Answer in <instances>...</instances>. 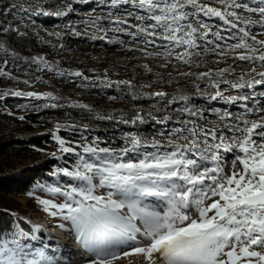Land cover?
<instances>
[{
	"label": "snow or ice",
	"instance_id": "snow-or-ice-1",
	"mask_svg": "<svg viewBox=\"0 0 264 264\" xmlns=\"http://www.w3.org/2000/svg\"><path fill=\"white\" fill-rule=\"evenodd\" d=\"M91 2L12 0L0 5V15L35 25L33 17L63 19L76 11L73 4ZM97 3L107 7L106 17L93 16V9L86 13L88 19L56 27L75 36L81 35L77 23L85 30L94 27L104 35H92V40H106L139 51L145 58L162 59L163 68H198L196 61L209 54L224 58L233 52L239 53L236 60L264 68V39L260 38L264 36V0ZM213 19L219 23H210ZM0 32L23 35L7 21H0ZM108 32L114 35L109 37ZM117 33L129 39H120ZM47 34L61 39L59 31ZM52 47L63 49L64 45ZM0 50L7 52L2 43ZM7 63L3 61V65ZM31 63L37 65L36 71L86 82L78 87L115 89L117 95L107 96L110 101H148L153 109L145 112L143 107H132L131 115L124 110L91 117L127 126L130 130L120 132L119 144L92 135L88 125H58L51 134L62 164L49 173L55 178L53 183L37 181L27 195L46 193L48 198L36 196L38 204L74 236L82 251L79 261L71 264H118L129 257L138 264H264V103L257 98L264 97V92H243L264 85V71L258 72L254 66L245 74L251 79L241 76L236 81L224 78L228 69L182 74L209 81L205 87L213 91L205 99L238 106L240 111L234 112L199 106L183 90L175 94L156 90L165 82L159 74L154 81L137 84L131 79L112 80L107 74L90 79L43 56L33 57ZM143 68L152 72L147 64ZM0 77L14 78L2 65ZM175 79L169 76L168 82ZM221 84L227 87L221 88ZM194 87L201 91L199 84ZM229 90L241 94L226 95ZM7 95L24 94L0 92V98ZM27 95L58 99L51 94ZM69 107L93 111L87 104ZM142 125L148 126L150 135L140 131ZM61 128L79 132V141L63 139L57 134ZM39 231V225H33L31 235L19 225L10 236L0 231V264H62L46 254L44 246L30 243L39 240Z\"/></svg>",
	"mask_w": 264,
	"mask_h": 264
},
{
	"label": "rangeland",
	"instance_id": "rangeland-1",
	"mask_svg": "<svg viewBox=\"0 0 264 264\" xmlns=\"http://www.w3.org/2000/svg\"><path fill=\"white\" fill-rule=\"evenodd\" d=\"M2 2L10 4L12 0H0ZM206 2H211V0H206ZM75 12L69 13V15L63 19L54 18V17H45L43 15L33 17L36 21L35 25L28 23L27 21L20 23L19 17H17L18 21V28L21 33L29 34L35 37L37 40L42 42L45 46L50 48L52 51L51 60L53 64L56 61H59V67L62 69H68L72 71H81L90 79H95L97 77H104L105 74L112 79V80H126L128 75V69L131 67H139L140 71L147 74H162L165 76L164 83L160 85L156 90H164L170 89L175 87L177 84H186L188 81L193 80L196 83L205 82L209 83L207 80H196L194 78H184L182 76L183 73L186 72H203L212 70L213 72L218 71L220 69H228V72L225 73L224 78L232 81H236L239 77L244 76L245 80L251 79L250 75H245L251 73L252 67H256L257 71H264V68H260L258 65H251L247 62H242L236 60L234 57L237 56L238 52L229 53L228 56L221 58L216 55H207L205 58L196 61L200 66L197 67H181L179 69L169 66L168 68H163L161 65L164 63L162 59H155V58H145L142 56L141 52L139 51H130L128 47L121 48L116 43H108L106 40H92L90 37L92 35H104L103 32L97 33L94 27H88L85 30V26L83 24L77 23L76 26L78 30L81 31L80 36H75L71 32L63 29L58 28L56 25H62L69 21L78 22L81 19H88L86 13L93 12V16L99 15L102 17H106V13L108 11L105 5H101L97 3V0H92L89 4H73ZM2 21V20H1ZM135 23V21H131ZM210 23L216 24L219 21L213 19ZM104 27H108V21L105 18L103 21ZM59 31L61 32V39H57L54 36H50L47 33ZM253 31H259V29H253ZM114 34L108 32V36L112 37ZM120 39L128 40L129 38L123 34L117 33L115 34ZM264 39V36L260 37ZM63 44V49L57 47L53 48L52 45H60ZM142 47V46H140ZM151 50V49H149ZM231 57V58H230ZM219 61V62H217ZM148 65L152 72H147L144 70L143 65ZM0 65L4 66V70L10 73L12 79L7 77H0V92H15L19 91L24 95L21 96H13L7 95L3 98H0L1 101H4L6 107L4 111L11 113L12 115H22V114H37L40 113V106L34 105L31 106L30 103L33 102H42L44 104H49V102H53L50 98L47 99H37L35 96H28L27 93L32 92L36 93L40 96H47L51 94L52 96L59 97L61 101L68 102L65 98H70L73 104H86L82 100L81 96L74 95V94H67L65 96L60 97V92L64 88L65 85L75 83L74 87L76 89H85L87 87H78V83H86L85 81L78 80L77 78L73 77L70 79L64 77H58L53 73H48L45 71H36L37 65L31 63L25 67H21L16 65V67L12 68V66L6 67L3 63ZM105 69L111 71L110 73L104 72ZM98 70H101L100 73ZM169 76L176 78L174 82H168ZM61 78H63L61 82ZM217 78V77H214ZM259 79V77H256ZM218 79V78H217ZM24 81H28L27 84ZM53 82V83H52ZM52 83V84H51ZM141 84V83H139ZM226 85L221 84V88H226ZM100 89L99 92L92 93L98 94L100 96L106 97L108 95H116L114 92H111L107 89L95 88ZM201 89V88H200ZM205 89V88H204ZM203 90V92L208 90ZM249 91H256L264 92V85H256L254 89L248 90L245 89L243 92ZM238 95L236 90H229L226 92V95ZM90 96V94H87ZM261 100V103H264V97H257ZM127 100V99H125ZM79 103H77V102ZM110 103L112 101L108 100ZM15 102H20L17 105ZM132 103V102H131ZM195 103L199 106H211L217 108H228L230 111H240L238 106L235 105H224L222 102L212 101L208 102L206 99L201 102V100H196ZM253 102L249 101L251 105ZM23 104V106H21ZM133 104V103H132ZM137 104V103H136ZM61 105V104H60ZM135 105V104H134ZM175 107V106H174ZM42 121L41 129L37 130V133H43L47 130L51 131L52 133L56 131L58 125H65V126H76L80 128L82 125H88L89 130L92 132V135L100 136L102 139H107L109 142L112 140L116 141V144L120 143L118 139L120 132L128 131L123 128L117 127L112 124L110 121L106 124L101 123H94L89 116L80 117L77 116L75 118H61L60 120H56L54 118L46 119L45 115H41L38 118ZM211 119V117H210ZM251 119H256V117H251ZM82 130V129H81ZM148 135L151 134L149 130H147ZM66 141H79V132H72L67 130L66 128H61V130L57 133ZM29 135V133H28ZM88 135V133H85ZM91 139V136H89ZM105 146V145H101ZM36 196H40V198H48L46 193H41L35 196H32L35 203V209L29 211L27 216L20 217L22 220L28 223L30 230L26 231L31 234V229L33 227L32 221H43L48 226L56 225L61 223L59 218H53L49 216L44 210L43 206L39 205ZM41 238L46 237L45 233L41 232L39 235ZM138 264L135 261V258L129 257L126 260H121L118 264Z\"/></svg>",
	"mask_w": 264,
	"mask_h": 264
},
{
	"label": "trees",
	"instance_id": "trees-1",
	"mask_svg": "<svg viewBox=\"0 0 264 264\" xmlns=\"http://www.w3.org/2000/svg\"><path fill=\"white\" fill-rule=\"evenodd\" d=\"M0 5H8V3L2 2ZM1 20L16 26L18 25L17 19H13L11 16L0 15ZM19 32L21 31L19 30ZM0 43L4 44L7 49V52L0 50V63L7 60L6 67L12 66L14 68L16 65L25 67L31 64L33 57L43 56L47 60H53L51 59L52 51L50 48L29 34L23 33L21 36L15 32H0ZM128 70L126 80H134L137 84L156 79L155 73L144 75L139 67H131ZM98 71L102 72L101 70ZM104 72L110 73L111 71L105 69ZM159 75L165 78L162 74ZM60 80L62 82L63 78ZM195 84L200 85L201 91H197L194 87ZM206 84L205 82L196 83L190 80L186 84L179 83L175 87L164 89L163 91L175 94L177 90H183V92L191 96L194 102L197 99L202 102L213 91L210 88H206ZM74 85L75 83L65 85L60 92V97L67 94L81 96L82 100L93 109L92 112L62 105V101L57 97L58 99L53 102L61 105L55 108L44 107V103L32 101L30 103L31 106H40V113L38 115H9V112L4 111L6 107L4 101L0 100V231L7 232L9 236L17 225L24 231L30 230L28 223L17 217L27 216L29 211L35 209V203L27 195V192L31 190L37 181L53 183L55 178L51 177L49 173L62 164V161L57 159V157L61 156V153L58 151V146L52 138V132L47 130L43 133H37V130L41 129L42 123L38 119L39 116L45 115L46 119L48 117L60 120L61 118H75L77 116H89L91 118L97 113H118L124 110H127L129 115H131L130 109L132 107H143L145 112L153 111V109L149 108L150 102L148 101H141L135 105L128 99L109 103L106 97L98 94L91 95V92H99L100 89L85 88L80 90L76 89ZM202 89L208 91L203 92ZM107 90L117 95L115 89ZM87 94H90V96H87ZM15 103L17 105L20 104V102ZM21 116L24 117L23 120L19 119ZM91 119L96 124H106L109 122ZM110 122L117 127L130 130L123 124L116 125L114 122ZM147 130V125L140 126V131L146 135H148ZM65 159H69V162H71L69 157H65ZM41 193L37 191L35 195Z\"/></svg>",
	"mask_w": 264,
	"mask_h": 264
},
{
	"label": "bare ground",
	"instance_id": "bare-ground-1",
	"mask_svg": "<svg viewBox=\"0 0 264 264\" xmlns=\"http://www.w3.org/2000/svg\"><path fill=\"white\" fill-rule=\"evenodd\" d=\"M32 225H39L40 231L36 233L39 235L41 232L45 233L46 237L37 241H31L33 246H44L46 254L52 256L53 259H58L62 262L67 260L71 264L72 260L79 261L80 250L75 242L74 236L66 229H61L59 224L48 226L43 221H32ZM31 235V234H30Z\"/></svg>",
	"mask_w": 264,
	"mask_h": 264
},
{
	"label": "built area",
	"instance_id": "built-area-1",
	"mask_svg": "<svg viewBox=\"0 0 264 264\" xmlns=\"http://www.w3.org/2000/svg\"><path fill=\"white\" fill-rule=\"evenodd\" d=\"M68 102H65L64 100L61 102V104L62 105H65V106H68L69 107V105H72L73 104V102H72V100L70 99V98H65ZM77 102V101H76ZM50 104H56L55 102H49ZM77 103H79V102H77Z\"/></svg>",
	"mask_w": 264,
	"mask_h": 264
},
{
	"label": "water",
	"instance_id": "water-1",
	"mask_svg": "<svg viewBox=\"0 0 264 264\" xmlns=\"http://www.w3.org/2000/svg\"><path fill=\"white\" fill-rule=\"evenodd\" d=\"M17 217H23V216H17Z\"/></svg>",
	"mask_w": 264,
	"mask_h": 264
}]
</instances>
